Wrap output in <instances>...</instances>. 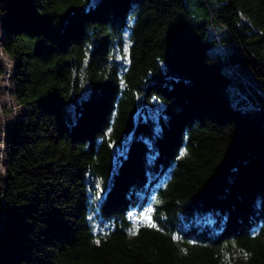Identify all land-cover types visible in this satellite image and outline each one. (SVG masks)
<instances>
[{
  "label": "trees",
  "instance_id": "16d2710c",
  "mask_svg": "<svg viewBox=\"0 0 264 264\" xmlns=\"http://www.w3.org/2000/svg\"><path fill=\"white\" fill-rule=\"evenodd\" d=\"M219 3L264 82V0ZM216 41L183 0H0V264H264V124Z\"/></svg>",
  "mask_w": 264,
  "mask_h": 264
},
{
  "label": "rangeland",
  "instance_id": "374dc122",
  "mask_svg": "<svg viewBox=\"0 0 264 264\" xmlns=\"http://www.w3.org/2000/svg\"><path fill=\"white\" fill-rule=\"evenodd\" d=\"M195 23H203L206 28V35L217 41L209 48L211 51L223 54L221 69L225 75L223 89L229 101L237 107L250 110L257 117L261 124H264V82L255 76L252 70L239 60L231 58L235 49V42L227 36L223 24L214 20L215 11L218 9L219 0H183ZM1 68L6 70L7 59L0 57ZM11 64V62H9ZM6 75V72L4 71ZM0 75V101H13L11 90H6L11 84L8 83L5 75ZM7 83V84H6ZM5 112L4 120L0 119L3 128L0 133V173L3 170V137L4 129L10 126L15 120Z\"/></svg>",
  "mask_w": 264,
  "mask_h": 264
},
{
  "label": "built area",
  "instance_id": "2783aa9c",
  "mask_svg": "<svg viewBox=\"0 0 264 264\" xmlns=\"http://www.w3.org/2000/svg\"><path fill=\"white\" fill-rule=\"evenodd\" d=\"M4 57L5 59H7V62H8V64H7V67H6V70H4V69H2L1 68V63H0V68H1V70H0V75H2V74H4V71L6 72V75H5V77H6V79H7V81H8V83H10L11 84V87H7L6 88V90H11V88H12V80H11V76H10V73H11V64H12V62H11V60L9 59V57H7V55L3 52V50L0 48V57ZM9 62H11V64L9 63ZM7 84V83H6ZM4 106H7V107H9L10 108V114H9V116H10V118H12L13 120H16L18 117H19V112H20V110H19V106L14 102V101H9V102H2V101H0V116H1V119L2 120H4V114H3V112H2V110H3V108H4Z\"/></svg>",
  "mask_w": 264,
  "mask_h": 264
},
{
  "label": "water",
  "instance_id": "95a60500",
  "mask_svg": "<svg viewBox=\"0 0 264 264\" xmlns=\"http://www.w3.org/2000/svg\"><path fill=\"white\" fill-rule=\"evenodd\" d=\"M99 2V0H92L93 4H97Z\"/></svg>",
  "mask_w": 264,
  "mask_h": 264
},
{
  "label": "snow or ice",
  "instance_id": "6c2138e0",
  "mask_svg": "<svg viewBox=\"0 0 264 264\" xmlns=\"http://www.w3.org/2000/svg\"><path fill=\"white\" fill-rule=\"evenodd\" d=\"M154 226V225H153Z\"/></svg>",
  "mask_w": 264,
  "mask_h": 264
}]
</instances>
